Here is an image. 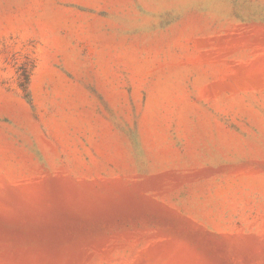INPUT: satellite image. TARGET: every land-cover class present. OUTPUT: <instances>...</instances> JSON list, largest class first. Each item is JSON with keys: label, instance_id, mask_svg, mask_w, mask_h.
I'll return each instance as SVG.
<instances>
[{"label": "rangeland", "instance_id": "374dc122", "mask_svg": "<svg viewBox=\"0 0 264 264\" xmlns=\"http://www.w3.org/2000/svg\"><path fill=\"white\" fill-rule=\"evenodd\" d=\"M0 264H264V0H0Z\"/></svg>", "mask_w": 264, "mask_h": 264}]
</instances>
